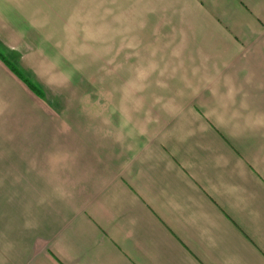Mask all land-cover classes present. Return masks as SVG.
I'll use <instances>...</instances> for the list:
<instances>
[{"label":"crops","instance_id":"1","mask_svg":"<svg viewBox=\"0 0 264 264\" xmlns=\"http://www.w3.org/2000/svg\"><path fill=\"white\" fill-rule=\"evenodd\" d=\"M0 55V264H264V0H0Z\"/></svg>","mask_w":264,"mask_h":264},{"label":"rangeland","instance_id":"2","mask_svg":"<svg viewBox=\"0 0 264 264\" xmlns=\"http://www.w3.org/2000/svg\"><path fill=\"white\" fill-rule=\"evenodd\" d=\"M68 9V7H66V10ZM52 14H50V16H51ZM50 27H51V29H54V32H55V23H51L50 22ZM72 28H73V25H72V23H66L65 25H64V30H65V32L66 33H68L69 35H72ZM61 29H62V27H61ZM59 30H60V28H59ZM52 41H58L59 42V44L60 45H62L64 48H66V49H69V48H72L73 46L75 47L77 44H79V43H77V44H75V39H74V37L72 38V37H68V36H65V37H60V34L58 35V37H55V38H50ZM81 41H82V43H84L85 42V40H86V43L88 42V39L86 38V39H80ZM81 43V47L82 46H87V44H82ZM93 47V46H92ZM82 61V60H81ZM83 62V61H82Z\"/></svg>","mask_w":264,"mask_h":264},{"label":"trees","instance_id":"3","mask_svg":"<svg viewBox=\"0 0 264 264\" xmlns=\"http://www.w3.org/2000/svg\"><path fill=\"white\" fill-rule=\"evenodd\" d=\"M0 59L2 60V62H4V64L9 68V70L14 73L21 81L22 83L29 88L30 90H32L33 92L37 93V87L32 83V81H30L27 77L23 76L17 69L16 67L10 62L8 61L4 56L0 55Z\"/></svg>","mask_w":264,"mask_h":264}]
</instances>
